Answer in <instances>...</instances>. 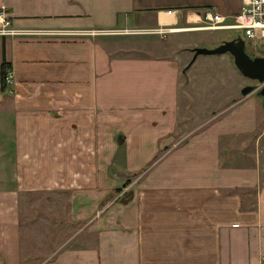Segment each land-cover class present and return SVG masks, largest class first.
<instances>
[{"label": "crops", "instance_id": "obj_1", "mask_svg": "<svg viewBox=\"0 0 264 264\" xmlns=\"http://www.w3.org/2000/svg\"><path fill=\"white\" fill-rule=\"evenodd\" d=\"M209 1L0 0L14 28L77 33L0 37V65L9 64L11 78L0 88V264H264V151L253 154L251 168L225 166L219 142L255 130L247 106L255 99L233 108L231 127L205 125L232 101L207 88L217 75L194 83L201 86L193 101L189 89L179 93L188 58L129 57L116 41L88 34L190 30L177 28L211 10ZM215 1L212 10L224 18L238 12L240 0ZM204 125L160 155L173 134ZM115 134L124 146L119 165L140 174L124 178L129 195L112 201ZM47 188L68 193L74 225L69 239L50 238V257ZM52 219L61 225L59 214Z\"/></svg>", "mask_w": 264, "mask_h": 264}, {"label": "rangeland", "instance_id": "obj_2", "mask_svg": "<svg viewBox=\"0 0 264 264\" xmlns=\"http://www.w3.org/2000/svg\"><path fill=\"white\" fill-rule=\"evenodd\" d=\"M228 0H222L223 3H226ZM210 5L208 6L211 8V11L215 10V5L218 4L215 0L209 1ZM240 6V4H239ZM213 9V10H212ZM239 9V8H238ZM202 10V9H201ZM195 11V10H193ZM198 12V10H196ZM214 12V11H213ZM236 14V13H235ZM224 15V14H222ZM225 16V15H224ZM234 15L230 16L229 18L225 17L226 22H231ZM181 27H178L177 29H190L185 31H162V32H152V34H146L145 30L139 31V30H133L127 32H123V29L120 28V30H114L115 33L112 34H95L93 36H97L99 39L96 38L98 41H116L117 46H120V49L122 53L124 51H127V56L129 57H149L150 54H158L159 57H169L170 59H179L180 57L188 58V61L185 65H183V72L181 71V79H182V86L180 89V94L185 90L189 89L190 92H192V100L194 101L193 97L196 98L199 95V89L201 84L199 83L197 86H195L194 83H197L201 81V76L203 74H215L217 77H214L212 75L209 80H206L207 88L210 87L211 89H216L217 92L220 93L225 99L230 98L232 101L231 103L225 101L227 104L226 108L221 110L218 113H212L208 115V120L206 121V124H210L213 122H221L224 121V125L230 124L231 118H233L232 114L230 116L231 111L233 108H235L237 105L242 104L245 100L251 99L252 97L255 99L253 103L247 104V106L250 108V113L254 114L256 118V128L255 130L250 134H241V135H225L221 136L219 139L221 148L226 151V158L224 159L223 164L225 166L232 165L236 167H247L251 168L252 164L254 163L253 154L255 153L257 156L260 155L257 150L264 151V108L262 107V101L261 98L255 93H252L251 96L242 97L240 94V90L242 87L251 84V82L242 77L238 71L235 69L232 63L231 57L223 56L221 60H217V55H199L197 56V60L192 64H190L192 52L190 51L193 48L199 47V48H213L217 44H219L222 40H228L234 36L241 37L244 42V48L245 52L249 56H263L264 57V49H257L252 46V44L245 39L243 32L241 30L236 29H230V30H209L206 27L204 23L198 22V19H196L194 22L191 23H180ZM159 28H156L154 30H157ZM125 30V29H124ZM152 30V29H150ZM139 32L140 34H136ZM186 51V52H185ZM176 52V54H175ZM185 52V53H184ZM172 54H175L172 55ZM183 54V55H182ZM182 55V56H181ZM226 55V54H225ZM165 57V58H166ZM205 60L208 62L200 63V60ZM220 59V58H219ZM217 62H212V61ZM177 62V61H176ZM186 62V61H185ZM184 62V63H185ZM179 68V67H178ZM181 69V67H180ZM180 71V70H179ZM237 71V72H236ZM238 73V74H237ZM169 74V73H168ZM192 76V80L190 77ZM219 78L222 80L224 79V84H219ZM187 79L188 83L187 84ZM187 85V86H186ZM189 86V87H188ZM209 88V89H210ZM239 90V91H238ZM214 96V95H212ZM215 97V96H214ZM186 101H189V103H192L189 99H185ZM185 114V112H184ZM193 114V109L186 110V119L191 120ZM234 119V118H233ZM195 129L190 131L189 133L184 134H173L172 140L170 139V143L168 145H165L159 150L160 155H165L169 152L179 150L181 146H183L185 143L188 142L190 138L195 137L204 127ZM226 128H229L226 126ZM121 134H115L113 136V142L117 146L115 150L112 153L113 156V162L111 166H109V170L112 172L110 173L112 176L109 177L112 180L117 182V188L114 190V193L112 192L108 199L112 197V201L115 199L116 201L121 198H125L127 195H129L128 192L122 193L123 188V182L124 178L131 179L136 178L140 172H129L125 169V163H124V146L123 143L117 144V136ZM123 142V141H122ZM137 142V139H136ZM121 148H118L119 146ZM138 150V146L136 147V151ZM264 153V152H262ZM136 156H139L137 153H135ZM157 160L155 157L151 161L147 162L144 165V168H152V164ZM120 163H123L124 165H119ZM129 173V174H128ZM128 177H125V176ZM132 176L133 178L129 177ZM109 179V180H110ZM48 190L43 192L41 194L43 204L48 209L47 218H48V226L46 227L49 234V241H48V253L49 257L51 256L53 246L52 241L50 240L51 237H54L57 235V238L63 239H69L72 237L73 233L71 230L72 225H68V217L66 216V211L68 209V206L70 204L68 197V193L63 189L57 190H51L50 188H47ZM121 191V192H120ZM253 190L248 189L246 192H243L242 189H240L237 193H250L252 194ZM122 193V194H121ZM46 199V201H45ZM38 200V198L33 199ZM121 200V199H120ZM109 203V202H108ZM100 208L96 211H99ZM103 210V208L101 209ZM26 213V212H25ZM56 214H59V219L61 225H59V220L52 219L53 216H56ZM99 212L96 214L98 216ZM94 216V217H96ZM79 226H75V228H79ZM43 229V227H42ZM62 229V230H60ZM22 231L25 232V230L22 228ZM64 240V241H65ZM63 241V242H64ZM70 242H64L62 245H66ZM37 249L39 247H42L41 243H33ZM44 260H49V258H45Z\"/></svg>", "mask_w": 264, "mask_h": 264}, {"label": "built area", "instance_id": "obj_3", "mask_svg": "<svg viewBox=\"0 0 264 264\" xmlns=\"http://www.w3.org/2000/svg\"><path fill=\"white\" fill-rule=\"evenodd\" d=\"M198 22L204 23L205 28L209 30H241L246 40L254 48L264 49V0H240L238 12L233 16L231 22H226L225 18L209 9H204L199 13ZM165 30L157 29L152 32H162ZM114 30H91L90 35L95 34H112ZM127 32V30H123ZM57 34L70 35L77 34L72 31H34L14 28L11 24L9 15L4 7L0 6V37L9 36H29L39 34ZM4 84H10L11 78L9 70L4 76Z\"/></svg>", "mask_w": 264, "mask_h": 264}, {"label": "water", "instance_id": "obj_4", "mask_svg": "<svg viewBox=\"0 0 264 264\" xmlns=\"http://www.w3.org/2000/svg\"><path fill=\"white\" fill-rule=\"evenodd\" d=\"M192 56L191 61L199 55H220L228 54L231 59L233 66L238 73L251 81V84L241 88L240 94L242 97L255 93L259 96L262 101V107L264 108V58L249 56L244 49V41L239 36H234L228 40H222L213 48H193L191 49ZM117 143L122 142L121 135L116 139Z\"/></svg>", "mask_w": 264, "mask_h": 264}, {"label": "trees", "instance_id": "obj_5", "mask_svg": "<svg viewBox=\"0 0 264 264\" xmlns=\"http://www.w3.org/2000/svg\"><path fill=\"white\" fill-rule=\"evenodd\" d=\"M9 69V64H7L6 62H4V60L1 62V65H0V88H1V90H3V88H4V85H3V83H4V81H3V79H4V76H5V73H6V71Z\"/></svg>", "mask_w": 264, "mask_h": 264}, {"label": "flooded vegetation", "instance_id": "obj_6", "mask_svg": "<svg viewBox=\"0 0 264 264\" xmlns=\"http://www.w3.org/2000/svg\"><path fill=\"white\" fill-rule=\"evenodd\" d=\"M251 82V81H250Z\"/></svg>", "mask_w": 264, "mask_h": 264}]
</instances>
